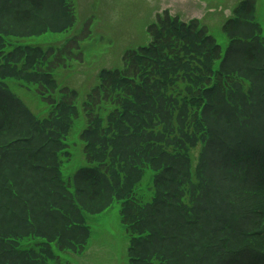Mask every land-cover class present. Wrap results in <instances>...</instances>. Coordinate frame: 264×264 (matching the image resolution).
<instances>
[{
  "label": "trees",
  "instance_id": "trees-1",
  "mask_svg": "<svg viewBox=\"0 0 264 264\" xmlns=\"http://www.w3.org/2000/svg\"><path fill=\"white\" fill-rule=\"evenodd\" d=\"M54 3L62 20H43ZM54 3L0 0V264H60L53 248L81 254L84 215L114 202L127 264H264V38L254 1L223 24L225 50L195 20L164 13L147 45L101 71L81 104L86 166L69 180L61 169L77 95L52 74L81 62L78 43H18L73 26L70 2ZM15 86L32 88L44 117Z\"/></svg>",
  "mask_w": 264,
  "mask_h": 264
},
{
  "label": "rangeland",
  "instance_id": "rangeland-1",
  "mask_svg": "<svg viewBox=\"0 0 264 264\" xmlns=\"http://www.w3.org/2000/svg\"><path fill=\"white\" fill-rule=\"evenodd\" d=\"M53 3L55 0H52ZM243 0H69L75 16L71 29L58 33H47L23 38L20 45L56 47L68 39L75 38L81 48V62L70 61L65 68L53 72L57 86L72 89L77 94L79 106L87 92L98 80L102 69L119 68L124 51L144 46L149 37L145 29L155 20L156 14L168 11L183 21L195 19L205 26L222 50L226 49L227 39L221 27L231 17L232 10ZM51 4V0H48ZM254 21L258 24L264 38V0H254ZM46 10L43 20L59 21L61 5ZM63 8L66 4L63 2ZM86 22H90V33L79 37L78 33ZM29 88V87H28ZM18 99L37 118L46 114L48 107L40 102L30 90L13 87ZM69 132L66 144L69 158L62 167V178L70 179L80 168L86 166L81 152L78 135L84 127L81 115ZM151 173L147 172L142 188L150 183ZM148 198L149 195L146 194ZM120 205L112 203L97 215H85L90 238L81 254L72 252H53L60 264H126L128 237L119 218Z\"/></svg>",
  "mask_w": 264,
  "mask_h": 264
}]
</instances>
